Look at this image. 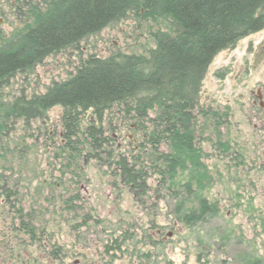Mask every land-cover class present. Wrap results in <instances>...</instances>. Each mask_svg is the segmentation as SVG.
<instances>
[{
  "label": "rangeland",
  "instance_id": "obj_1",
  "mask_svg": "<svg viewBox=\"0 0 264 264\" xmlns=\"http://www.w3.org/2000/svg\"><path fill=\"white\" fill-rule=\"evenodd\" d=\"M17 2L0 0V43L22 27ZM152 45L130 18L108 25L10 78L0 103L15 95L44 93L74 73L90 54L105 58L119 52L143 53ZM260 85L264 88V28L219 52L201 81L199 104L223 117L215 126L216 136L196 142L206 174L198 188L191 185L189 194L193 197L198 189L216 213L190 224L182 221L189 204L177 194L179 190L159 187L153 174H147L146 189L123 187L115 181L117 171L109 153H125L128 161L130 149L133 154L144 151L139 145L142 133L130 121L126 123L130 126L114 128L106 111L102 125L108 137L110 130L109 145L105 151L96 150L95 156L78 159L74 170L73 163L65 169L68 154L59 153L64 143L59 107L46 112L45 124L9 122L10 132L0 136V162L10 167L5 174L19 185V192L24 191L23 198L34 202L36 210L45 208L38 216L45 221L48 240L30 242L25 234L8 239L15 233L9 224L16 220L2 204L0 193L1 248H12L19 260L39 264H264V112L252 103ZM91 112L84 113L82 124L95 118ZM211 127L203 138L212 136ZM164 150L160 144L158 151ZM70 176L78 180L74 186L67 182ZM74 194L79 200L73 202V212L65 207Z\"/></svg>",
  "mask_w": 264,
  "mask_h": 264
},
{
  "label": "trees",
  "instance_id": "obj_2",
  "mask_svg": "<svg viewBox=\"0 0 264 264\" xmlns=\"http://www.w3.org/2000/svg\"><path fill=\"white\" fill-rule=\"evenodd\" d=\"M18 1L22 27L0 43V100L3 87L17 73L29 72L44 58L78 45L108 25L130 18L153 45L143 53L119 52L105 58L90 54L74 73L54 82L44 93L15 95L1 102L0 136L10 132L9 122L21 120L27 126L38 120L45 124L46 112L59 107L64 126L59 153L68 154L65 169L73 163L74 170L78 159L95 156L96 150L105 151L109 145L110 130L108 137L102 125L109 110L114 128L133 123L135 131H141L139 145L145 151L133 154L130 149L128 161L125 153L110 152L117 171L115 181L123 187L146 189L147 174H153L156 185L177 188V194L189 204L182 221L190 224L214 215V207H207L198 189L193 197L189 194L191 185L198 188L206 174L196 142L216 136L223 117L218 110L209 113L199 104L201 81L219 52L264 28V0ZM88 110L95 118L82 124ZM128 121L131 123L126 124ZM209 125L214 126L212 136L203 138ZM160 144L164 151H158ZM9 171L10 167L0 162L2 204L8 205L16 220L10 222L9 229L27 236L40 233L43 221L38 215L45 208L36 210L34 202L23 198L24 191L19 192V185L5 174ZM70 177L66 180L74 186L78 180ZM78 200L74 194L65 209L74 212L73 202Z\"/></svg>",
  "mask_w": 264,
  "mask_h": 264
},
{
  "label": "flooded vegetation",
  "instance_id": "obj_3",
  "mask_svg": "<svg viewBox=\"0 0 264 264\" xmlns=\"http://www.w3.org/2000/svg\"><path fill=\"white\" fill-rule=\"evenodd\" d=\"M263 94H264V88L262 85H260L256 89L255 100L252 101V103H253V106L255 107L256 110L261 109L264 112ZM7 206L8 205L6 204V209H9ZM10 210L11 209H9V211ZM42 221H43V219H42ZM42 225H43V227L46 226L45 221L42 223ZM43 227H42V231L40 232V235L38 233H37L38 236H37V234H28V236L25 235L26 239L30 242H34V241H36V239H41L42 242L46 243V241L48 240V237H47L46 231L44 230ZM11 236L12 237H9L8 239H10V238L16 239V233L11 234ZM155 236L159 238V232H157ZM156 241L159 242V239H156ZM14 242L17 243L16 241H14ZM17 246H19V244ZM0 264H39V263L30 262L29 259H27V258L24 260L23 259L19 260L17 253L12 248L7 249L5 246H4V248L3 247L1 248V246H0Z\"/></svg>",
  "mask_w": 264,
  "mask_h": 264
}]
</instances>
